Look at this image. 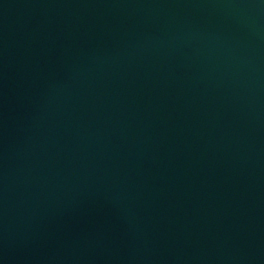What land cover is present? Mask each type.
Returning <instances> with one entry per match:
<instances>
[{
  "label": "water",
  "instance_id": "1",
  "mask_svg": "<svg viewBox=\"0 0 264 264\" xmlns=\"http://www.w3.org/2000/svg\"><path fill=\"white\" fill-rule=\"evenodd\" d=\"M0 264H264V0H0Z\"/></svg>",
  "mask_w": 264,
  "mask_h": 264
}]
</instances>
